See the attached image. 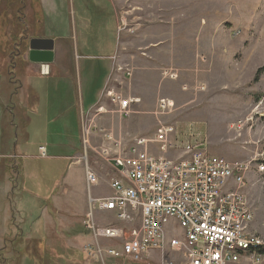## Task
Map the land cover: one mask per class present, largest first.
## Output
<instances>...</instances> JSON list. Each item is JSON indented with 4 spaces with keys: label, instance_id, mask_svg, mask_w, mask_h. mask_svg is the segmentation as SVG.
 I'll return each mask as SVG.
<instances>
[{
    "label": "rangeland",
    "instance_id": "374dc122",
    "mask_svg": "<svg viewBox=\"0 0 264 264\" xmlns=\"http://www.w3.org/2000/svg\"><path fill=\"white\" fill-rule=\"evenodd\" d=\"M21 1L24 5L25 1L30 3L29 8L34 11L41 0H0V20L5 19L4 10L14 9L13 3L18 8L23 6ZM63 1L70 4L71 0ZM84 1L71 2L72 9L77 13L78 25L81 24ZM86 1L88 14H95L94 4ZM101 3L106 5H103L106 14L110 6L114 21L115 30L110 43L117 46L113 53L117 58H112L111 66L114 65L113 69L118 73L126 68L133 72L131 77L126 78V84H117L119 92L138 101L140 99L139 103L135 101L131 105L130 116L124 117L125 129L153 138L164 128L171 127L174 130L172 136L177 137L179 143L190 139L191 133H197L212 153L224 156L235 164H247L242 191L253 206L252 229L264 237V71L256 80L258 69H264V0H101ZM21 8L25 11L26 7ZM65 13L67 17L70 14L68 10ZM109 14L107 22L111 25ZM92 20L95 21L94 18ZM5 33L6 24L0 23L1 50L8 43ZM79 33L85 36L86 41H91L92 54H100L101 43L91 35L93 31L87 36L80 28ZM26 41L28 43L29 38L18 48L26 50ZM108 42L107 39L102 43ZM64 44H58V49L69 48L70 43ZM81 45L84 43L81 42ZM178 66H182L181 69ZM19 98H15V102ZM161 99L172 101L163 113L159 109ZM93 142L100 144V141ZM93 154L91 151V165L97 158ZM8 159L11 163L13 158ZM70 172L74 175L79 194L74 197V204L81 210L87 192L83 162L73 165ZM29 186L32 187V184ZM236 186L234 183L233 187ZM100 190L108 194L111 188L101 184L94 192ZM19 196L29 197L30 200L24 209L26 220L23 227L29 231L30 224L41 212L40 200L27 192ZM34 201L36 206L30 204ZM97 217L100 223L116 221L108 212L98 213ZM18 221L22 223L21 218ZM181 232L177 229V236H181ZM59 241L63 247V238ZM20 243L16 242V245ZM56 249L61 252V249ZM49 253L55 252L51 250ZM14 254L12 256L9 252V259L3 264H17L18 254ZM63 254L60 260L70 264H83V257L88 260L87 264H100L91 260L85 252H80L79 256L73 251H63ZM47 262L32 259L27 264ZM139 263L163 264L162 253ZM127 264L137 262L129 261Z\"/></svg>",
    "mask_w": 264,
    "mask_h": 264
},
{
    "label": "crops",
    "instance_id": "0c3cea01",
    "mask_svg": "<svg viewBox=\"0 0 264 264\" xmlns=\"http://www.w3.org/2000/svg\"><path fill=\"white\" fill-rule=\"evenodd\" d=\"M89 1L94 4L95 14H88L85 0L79 25L77 13L71 7L72 0L70 4L63 0H41L34 11L29 8L30 3L25 1L24 5L21 1L25 11L21 8L23 6L18 8L15 3L12 11H3L5 19L0 23L6 24L8 43L6 48L0 49V156L8 155L6 157L12 156L13 159L11 163L8 159L7 164H2L0 159V264L9 259V252L12 256L18 254L17 264H27L32 259L41 262L42 257L48 258L47 264H70L60 260L64 256L63 251H73L78 256L80 252L86 253L85 246L91 240L84 226L88 193L84 194L83 207L79 210L74 204V197L79 194L74 175L70 172V168L80 162L77 158L82 154L84 125L92 122L98 129H103L92 137L98 143L104 139L105 131L124 139L141 136L125 129L124 117L130 115L116 111L118 104L113 100L115 96L128 98L119 92L117 84H126V78L133 72L126 68L118 73L113 69L114 65L111 66L117 48L110 43L114 32L112 12L109 9L106 14L101 0ZM67 10L70 12L68 17ZM108 14L111 25L107 22ZM80 28L87 36L93 31L91 35L101 43L100 54H92L91 41H86L85 36L79 33ZM32 37L54 38L52 62H32L27 41L26 50L18 48L25 39ZM107 39V44L102 43ZM62 43H70L69 48L58 49V44ZM15 49L17 51H12ZM181 67L178 66L179 69ZM15 98L19 99L15 102ZM129 98L140 102L139 98V101L132 96ZM104 111L110 113L104 114ZM42 146L47 148L46 157L39 155ZM92 152L97 157L93 168L99 173L102 185L110 187L111 180L119 176L118 168L113 161ZM83 179L85 183L84 174ZM26 192L34 194L41 205V212L30 224L29 231L23 227L26 220L24 209L30 200L19 196ZM112 192L111 188L108 194ZM30 204L37 205L35 201ZM20 218L22 223L18 221ZM61 238L65 242L63 247L59 241ZM16 242L22 243L16 245ZM51 250L57 257L55 253H49ZM156 253L158 255V252H152L151 257L157 256ZM48 254L56 258H50ZM83 261V264L88 263L84 257Z\"/></svg>",
    "mask_w": 264,
    "mask_h": 264
},
{
    "label": "built area",
    "instance_id": "2783aa9c",
    "mask_svg": "<svg viewBox=\"0 0 264 264\" xmlns=\"http://www.w3.org/2000/svg\"><path fill=\"white\" fill-rule=\"evenodd\" d=\"M113 100L117 111L130 115L131 98ZM171 105L161 99L159 109L163 113ZM101 130L92 122L84 125L77 158L88 193L84 226L92 239L85 246L90 259L127 264L161 252L163 264H240L245 259L264 264V253L257 252L264 237L252 229L253 206L242 191L247 164L213 154L197 133L179 143L171 127L153 138L124 139L105 131L94 145L92 136ZM92 150L118 168L111 194L94 192L102 183L89 161ZM39 155L47 156L46 146ZM96 212H112L116 221L100 223Z\"/></svg>",
    "mask_w": 264,
    "mask_h": 264
},
{
    "label": "water",
    "instance_id": "95a60500",
    "mask_svg": "<svg viewBox=\"0 0 264 264\" xmlns=\"http://www.w3.org/2000/svg\"><path fill=\"white\" fill-rule=\"evenodd\" d=\"M55 40L52 37H32L29 40V59L48 64L54 59Z\"/></svg>",
    "mask_w": 264,
    "mask_h": 264
},
{
    "label": "trees",
    "instance_id": "16d2710c",
    "mask_svg": "<svg viewBox=\"0 0 264 264\" xmlns=\"http://www.w3.org/2000/svg\"><path fill=\"white\" fill-rule=\"evenodd\" d=\"M109 7V9H110V6H108ZM111 10V9H110ZM19 18H21V15H17ZM114 30H115V28H114ZM18 42V41H17ZM264 71V69H262V68H260V69H258V71H257V74H256V80H258L259 79V75L262 73ZM6 156H8V155H1L0 156V159H1V163L3 164V163H6L7 164V162L9 161L8 160V157H6ZM262 163H263V165H264V159L262 160ZM3 171H5V170H3ZM48 257L50 256L49 254L47 255ZM53 256H50V258H52ZM46 259H48V258H46ZM46 259H44V257H42V261H45Z\"/></svg>",
    "mask_w": 264,
    "mask_h": 264
},
{
    "label": "bare ground",
    "instance_id": "6f19581e",
    "mask_svg": "<svg viewBox=\"0 0 264 264\" xmlns=\"http://www.w3.org/2000/svg\"><path fill=\"white\" fill-rule=\"evenodd\" d=\"M108 213H112V212H108ZM95 216L97 218V214L96 213H95ZM257 252L264 253V244H258L257 245Z\"/></svg>",
    "mask_w": 264,
    "mask_h": 264
}]
</instances>
